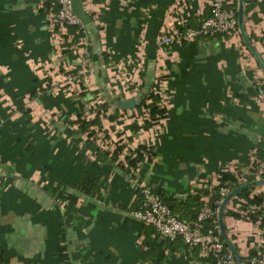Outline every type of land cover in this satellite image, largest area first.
Here are the masks:
<instances>
[{"label":"crops","instance_id":"0c3cea01","mask_svg":"<svg viewBox=\"0 0 264 264\" xmlns=\"http://www.w3.org/2000/svg\"><path fill=\"white\" fill-rule=\"evenodd\" d=\"M45 2L0 0L5 264H211L201 246L189 249L181 239L156 236L132 208L141 200L139 183L162 198L184 200L207 181L216 184L220 170H241L243 182L254 152L264 151V3L249 4L247 11L244 3L251 46L240 31L159 45L173 6L175 24L188 23L190 15L199 20L210 11L208 0H83L91 52L85 72L79 46H70L68 30L63 34L50 23ZM226 2L237 9V0ZM75 67L83 73L80 81H63ZM81 90L91 93L80 95ZM150 90L161 94L167 110L153 127L145 128L134 108L114 105L126 98L140 102ZM115 94L120 97L113 100ZM106 100H112L108 113L117 107L119 114L100 115L95 143L110 151L122 143L154 149L133 175L117 159L95 163L86 134L73 123L78 114L93 118ZM251 187V195L264 193V184ZM235 197L223 209L228 238L241 258L250 249L264 254V225L224 215L241 214L246 201L234 202ZM156 237L164 243L161 256Z\"/></svg>","mask_w":264,"mask_h":264},{"label":"built area","instance_id":"2783aa9c","mask_svg":"<svg viewBox=\"0 0 264 264\" xmlns=\"http://www.w3.org/2000/svg\"><path fill=\"white\" fill-rule=\"evenodd\" d=\"M249 4L258 6L264 0H247ZM210 16L200 20L196 27L189 26L184 19L178 24L172 14L177 9L173 6L165 19L164 25L160 30L157 43L159 45L171 44L174 42L191 41L199 36L214 35L224 33L227 35L238 34V23L235 10L227 6L226 0H208ZM52 5L55 11L50 13V23L59 26V31L63 34L67 31V26L75 25L81 31V37L76 46H79L84 71H90V41L85 24L79 19L73 9V0H53ZM85 12H88L86 10ZM87 15V13H86ZM97 21L96 16L92 17ZM82 72L67 73L63 81L66 83H77L82 77ZM251 173L256 179L263 178L264 175V156L253 158L249 166ZM249 170V171H250ZM240 182V181H239ZM140 184L141 200L139 207L133 210L134 216L144 224L150 225L155 232L163 237L170 239L179 238L192 249L201 246L211 258V264H239L231 248L225 245V241L220 235L218 228V209L213 210L209 200L204 199L203 204L193 221H185L178 218L170 207L162 201L159 194L151 186ZM234 186V183H232ZM231 190L222 187L221 195L225 196ZM216 204V202H215ZM217 215V223L213 228H205L204 223L208 218ZM249 264H264V254L257 253L248 260ZM245 264V263H244Z\"/></svg>","mask_w":264,"mask_h":264},{"label":"trees","instance_id":"16d2710c","mask_svg":"<svg viewBox=\"0 0 264 264\" xmlns=\"http://www.w3.org/2000/svg\"><path fill=\"white\" fill-rule=\"evenodd\" d=\"M45 5L47 6V10L49 13L55 11V7L52 5L53 0H45ZM245 3V11H247L249 7V3L247 0H244ZM237 5V2H236ZM210 10V8H209ZM235 14L237 17V9L235 8ZM210 16V11L204 13L201 18L196 19L194 15H190L188 19V25L189 26H195L198 24V22L203 19ZM196 21V22H195ZM99 28V26L97 27ZM101 28V26H100ZM67 30L72 35V40L70 42L71 45L77 44L81 37V31L78 29L77 26L72 25L68 26ZM218 35H227L224 33H220ZM69 44V43H68ZM79 67V66H78ZM75 67L73 69H69L66 73H77V68ZM164 76H159V79H163ZM264 87V86H263ZM88 93H91L87 90H81L79 92L80 95H87ZM120 97L119 94L113 95L114 98ZM112 100H106L99 104L98 108L95 109L93 118L85 119L81 118V114H78L79 116L73 120V123L77 124L78 131L81 134H86V140L85 145L91 149V151L96 154V158L94 160L95 163H99L102 160L105 159H111L116 160L117 164L121 169H123L124 172L130 173L133 175V171L135 170L136 165L143 162L146 159H150L154 154V149L151 145L139 143L135 148H130L125 145V143H122L120 145H116L115 148L110 151L109 149H102L100 145L95 143L96 134L99 129H95L94 126H100V115L102 116H108L112 119L118 116V108L114 107L112 113H108V108L111 107ZM137 110V114L142 124L145 128H150L155 125H157L167 114L166 107L163 103L162 96L159 92L154 91H148L147 93H142V97L140 99L139 104L134 108ZM134 114V112H133ZM127 149V153L124 154L122 159H119L120 153L122 154L123 150ZM254 158H262L264 156V151H261L258 153L257 151L253 154ZM250 170V169H249ZM247 170L244 174V181L238 182V180L241 178V170H237L235 172L229 171V170H220L217 173V183L214 185H211L209 181L206 182L203 186L197 188L192 193H190L184 200H178V199H166L162 198L161 195L160 198L163 202H165L172 212L178 216L179 219L185 220V221H193L196 219L197 214L203 204L204 197L209 196V201L211 204V207L213 210H216L219 208L220 202L222 198L224 197L221 195L220 190L222 187H228L230 190L235 188L238 185H241L243 183L252 181L254 179L253 174L251 173V170ZM264 178V175H262ZM232 183H234V186H232ZM153 189V188H152ZM253 187L245 188L239 192L236 193V197L234 198V202L237 201L236 198H241L246 201L245 205L240 206L239 210L241 211V214L239 211H225V214H230L234 216L235 218L239 217H246L251 222L256 223L258 222L259 225H264V193L258 192L256 194L251 195ZM154 190V189H153ZM155 191V190H154ZM156 192V191H155ZM158 193V192H157ZM159 194V193H158ZM216 202V204H215ZM140 200H136V203L133 210H136L139 207ZM242 211H245V214H242ZM217 223V215L212 216L211 218H208L205 223V228H213L215 224ZM150 226V225H148ZM157 234V233H156ZM160 236V235H156ZM158 237L154 239L155 245L158 246L159 249H161V252L159 256L163 253V246L164 243L158 242ZM169 241L174 240L165 237ZM179 239V238H175ZM227 245V244H225ZM256 251L253 249L249 250V253L247 256L242 257L245 264H249L248 260L251 256L256 255ZM158 256V254H157ZM8 261L7 256L3 252H0V264H5Z\"/></svg>","mask_w":264,"mask_h":264},{"label":"water","instance_id":"95a60500","mask_svg":"<svg viewBox=\"0 0 264 264\" xmlns=\"http://www.w3.org/2000/svg\"><path fill=\"white\" fill-rule=\"evenodd\" d=\"M73 9L76 13V15L79 17V19L82 21V23H86L89 21V17L86 15L84 9H83V0H73ZM237 23L239 31L246 42L248 46L250 45L249 40L247 39L245 29H244V0H237ZM262 65V64H261ZM263 66V65H262ZM264 68V67H263ZM139 104L138 98H126V99H118L114 101V105L117 106L120 109H131L135 108ZM264 184V178L255 179L250 182H247L241 186H238L237 188H234L232 191H230L221 201L218 209V228L220 235L224 239L225 243L231 248L233 251L235 258L237 259L239 264H244L242 261V258L234 245L233 242L230 241L226 234L224 221H223V209L227 201L234 196L237 192L249 188L251 186H257Z\"/></svg>","mask_w":264,"mask_h":264}]
</instances>
